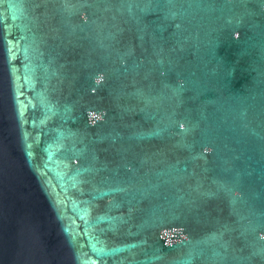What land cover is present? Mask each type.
I'll return each instance as SVG.
<instances>
[{
  "label": "water",
  "instance_id": "1",
  "mask_svg": "<svg viewBox=\"0 0 264 264\" xmlns=\"http://www.w3.org/2000/svg\"><path fill=\"white\" fill-rule=\"evenodd\" d=\"M0 264H264V0H0Z\"/></svg>",
  "mask_w": 264,
  "mask_h": 264
}]
</instances>
